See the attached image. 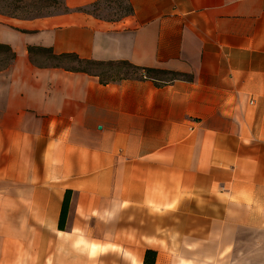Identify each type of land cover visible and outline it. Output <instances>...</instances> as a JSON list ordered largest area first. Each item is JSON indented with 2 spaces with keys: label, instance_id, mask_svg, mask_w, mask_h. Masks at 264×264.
I'll list each match as a JSON object with an SVG mask.
<instances>
[{
  "label": "crops",
  "instance_id": "0c3cea01",
  "mask_svg": "<svg viewBox=\"0 0 264 264\" xmlns=\"http://www.w3.org/2000/svg\"><path fill=\"white\" fill-rule=\"evenodd\" d=\"M93 1L0 11V264H142L147 247L264 264V0H127L110 19L77 9ZM40 48L188 77L101 81Z\"/></svg>",
  "mask_w": 264,
  "mask_h": 264
},
{
  "label": "rangeland",
  "instance_id": "374dc122",
  "mask_svg": "<svg viewBox=\"0 0 264 264\" xmlns=\"http://www.w3.org/2000/svg\"><path fill=\"white\" fill-rule=\"evenodd\" d=\"M63 1V2H62ZM64 0H0V11L12 15H32L41 13H53L62 10ZM90 10L97 16L109 18L116 17L124 11V1L107 0L101 1L90 7ZM7 52L0 51V64L5 60ZM35 61L39 63H57L67 67L84 68L91 72L101 73V77H121L135 75L137 70L121 63H94L77 61L68 57H54L45 50H35L32 54ZM157 77L168 78L169 73L155 72Z\"/></svg>",
  "mask_w": 264,
  "mask_h": 264
},
{
  "label": "trees",
  "instance_id": "16d2710c",
  "mask_svg": "<svg viewBox=\"0 0 264 264\" xmlns=\"http://www.w3.org/2000/svg\"><path fill=\"white\" fill-rule=\"evenodd\" d=\"M101 1H107V0H95V1H93V2H91L89 4H87V5L80 6L77 9L96 15L95 13H93L90 10V7L96 5L97 3L101 2ZM122 1H124V11H123V13L121 15L131 12L132 8H131L130 3L127 0H122ZM62 10L63 11H67V10H69V7L67 5H65V3H64V7H63ZM0 46L5 47V45H0ZM6 49H8V48L6 47ZM40 49L49 52L51 54V56H54V57H68V58L76 59L77 61H87V62H94V63H100V64H104V63H109V64L121 63V64H124V65L130 66L134 70H137L135 72V74H137L138 76H140V77H152L153 79L158 80L157 82H159V83H163L164 81L170 80V79H173V78H179V77L186 78V77H188V75L186 73H183V72H179V71H175V70H169V69H163V68H155V67H141V66L135 65L133 63H130L129 61H126V60H120V61H97V60H92V59L79 58L74 53L55 54V53H53L51 51L50 48H40ZM32 50H33V48L31 47L30 51H32ZM74 69H80V70L88 71V70H86L84 68H74ZM89 72H91V71H89ZM155 72L169 73L170 76L168 78L157 77L154 74ZM92 73L97 74L101 81H108V80L119 79V78H122V77H131V76H133V75H126V76H121V77H110V78L107 77V78H103V77H101V73H97V72H92ZM71 192H72L71 189H66L65 192H64V196H63L62 204H61V209H60L59 220H58V226L60 228H63L64 225H65V220H66V216H67V212H68V208H69V203H70V198H71ZM156 253H157V251L154 248H150V247L145 248L142 264H154L155 258H156Z\"/></svg>",
  "mask_w": 264,
  "mask_h": 264
}]
</instances>
